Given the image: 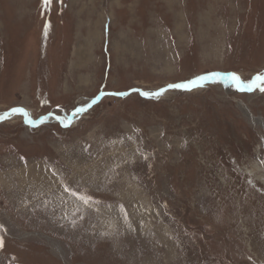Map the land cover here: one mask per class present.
Masks as SVG:
<instances>
[{
  "label": "rangeland",
  "instance_id": "rangeland-1",
  "mask_svg": "<svg viewBox=\"0 0 264 264\" xmlns=\"http://www.w3.org/2000/svg\"><path fill=\"white\" fill-rule=\"evenodd\" d=\"M213 72L264 74V0H0V113L101 96L0 121V264H264V83L134 90Z\"/></svg>",
  "mask_w": 264,
  "mask_h": 264
},
{
  "label": "water",
  "instance_id": "water-1",
  "mask_svg": "<svg viewBox=\"0 0 264 264\" xmlns=\"http://www.w3.org/2000/svg\"><path fill=\"white\" fill-rule=\"evenodd\" d=\"M222 74H225V75H227L228 73H220V72H213V73H209V74H205V75H203V76H200V77H197V78H195V79H193V80H195V84H189L188 82L189 81H187V82H180V83H175V84H185V85H187L186 87H184V88H169L168 87V85L167 86H165V87H163V88H161V89H159V90H157V91H154V92H144V91H142L141 89H137V88H135L134 90L135 91H137L139 94H140V96H142V97H146V98H153V97H156V95L158 94V93H163V92H166L167 90H169V89H190V88H192V87H195V86H197V85H199L200 84V80H203V79H208V78H213V77H216V76H220V75H222ZM256 76V75H255ZM203 78V79H200V78ZM193 80H190V81H193ZM225 80H229L228 78H226ZM229 81H231V80H229ZM232 82V81H231ZM234 84V83H233ZM244 86L243 87H241L242 89H240V90H249V83L248 84H243ZM255 86H252L251 87V89L252 88H254ZM131 90H129V91H127V92H124V93H112V95H116V96H124V95H126L127 93H129ZM145 93H147L148 95H145ZM100 97L101 96H97V97H95L93 100H91L90 102H89V104H87L86 106H82V107H84L85 108V110H87L88 109V107L89 106H91V104H93V103H95V102H97L99 99H100ZM14 108H21V107H14ZM11 109L12 108H10V109H8V110H6V111H3V112H1L0 113V117H2V118H0V121H2V120H6L8 117H9V115H10V113H11ZM23 109V108H22ZM84 110V111H85ZM83 111V112H84ZM5 113H7V116H4V114ZM25 113H26V111L24 110V112H22V116H23V120H25L27 123H30V124H32V125H38V124H40V123H42V122H44V119H45V117L47 116V115H45V116H41V117H39L37 120H32V118H30L28 115H25ZM72 113H76L75 112V110L72 112ZM71 113V114H72ZM80 113H82V112H80ZM80 113H78V114H80ZM70 116V115H69ZM69 116H68V118H69ZM67 118V120H66V123H60L61 125H63V126H65V125H68L69 124V119ZM29 120H31V121H29ZM29 121V122H28ZM33 121H34V123H33Z\"/></svg>",
  "mask_w": 264,
  "mask_h": 264
},
{
  "label": "bare ground",
  "instance_id": "bare-ground-1",
  "mask_svg": "<svg viewBox=\"0 0 264 264\" xmlns=\"http://www.w3.org/2000/svg\"><path fill=\"white\" fill-rule=\"evenodd\" d=\"M232 76H233V73H230V74H227V75H225V74H222V75H220V76H216V77H213V78H206V79H203V80H200L199 82H200V85L201 84H204V83H206V82H214V81H218V80H224L225 81V79L226 78H228L229 80H231L236 86H238L240 89H242L241 87H243L244 85H243V83L240 81V83L238 84L237 83V81L236 80H234V79H232ZM143 91V90H142ZM163 93H165V92H163ZM163 93H158L157 95H156V97H158L160 94H163ZM15 113H17V112H15ZM14 112H12L11 111V113H10V115L9 116H12L13 114H15ZM19 113H21L22 114V112H19ZM78 115V113H72L70 116H69V118L71 119V122H73V121H75L76 119H77V116ZM58 115H56V114H54V113H50V114H48L46 117H45V119H44V122L45 121H51V122H57V121H59V120H57L55 117H57ZM60 117H63V116H60ZM64 118H65V120H64V123H66V120H67V118L68 117H65L64 116ZM29 121H31V120H29ZM28 121V122H29ZM60 122V121H59ZM61 123V122H60ZM70 164H71V162H70ZM93 171V170H92ZM41 172V171H40ZM30 173H32V172H30V171H25V170H21L20 171V176H19V178L20 179H23L24 181H30L31 179H35V180H33V181H38V182H42V184H37V185H39V189H42V188H45L46 186H48V188H46V191L47 190H49V185L50 184H46V183H44L43 184V179L41 178V177H39V173H37V174H35V175H33V174H30ZM94 175V174H93ZM18 176V175H17ZM18 179V178H17ZM40 179H42V180H40ZM5 180V179H4ZM19 180V179H18ZM86 180V179H85ZM1 181V180H0ZM37 182V183H38ZM93 182V181H92ZM6 183L7 182H5V185H6ZM27 185V184H26ZM26 185H25V187H26ZM29 185V184H28ZM88 185H90V184H88ZM91 185H93V184H91ZM2 186V185H1ZM45 186V187H44ZM53 186V185H52ZM52 186H50L51 188H52ZM58 186V185H57ZM36 187V186H35ZM34 187V188H35ZM92 187V186H91ZM12 188H15V187H12ZM33 188V189H34ZM50 188V189H51ZM22 189V192H23V188H21ZM25 189V188H24ZM28 189V188H27ZM60 189V188H59ZM36 190V189H35ZM32 191V190H31ZM44 192H46L45 190H43ZM52 191V190H51ZM26 192V191H25ZM24 192V193H25ZM34 192V191H33ZM23 193V194H24ZM38 193V192H37ZM27 194H28V192H27ZM24 195H26V194H24ZM30 195V194H29ZM26 196H28V195H26ZM46 196H52V194H51V192H46V193H44V199H46ZM65 196V195H64ZM32 197V196H31ZM14 198V197H13ZM50 198V197H49ZM75 198V197H74ZM29 199V198H28ZM76 199V198H75ZM34 200V199H33ZM24 201V200H23ZM70 201V200H69ZM15 203V202H14ZM39 203H41L42 204V202H39ZM74 203V202H73ZM22 204H24L23 202H22ZM84 204V203H83ZM21 205V204H20ZM44 205V204H43ZM22 206V205H21ZM24 206V205H23ZM22 206V207H23ZM42 206V205H41ZM84 206V205H83ZM117 213V212H116ZM33 214V213H32ZM132 222V221H131ZM168 232V231H167ZM170 235V234H169ZM180 243V242H179ZM182 252V251H181ZM179 255V254H178ZM182 262V261H181ZM176 264V263H175Z\"/></svg>",
  "mask_w": 264,
  "mask_h": 264
},
{
  "label": "snow or ice",
  "instance_id": "snow-or-ice-1",
  "mask_svg": "<svg viewBox=\"0 0 264 264\" xmlns=\"http://www.w3.org/2000/svg\"><path fill=\"white\" fill-rule=\"evenodd\" d=\"M42 4L44 6H46V7H49L52 4V0H42ZM45 26L47 27V24ZM200 79H203V78L201 77ZM232 79L236 80L238 84L240 83V78L238 76H236L235 74H233ZM188 83L189 84H195V80L189 81ZM258 83H264V74H257L256 76H254L251 79V81L249 82V90H251L252 86H257ZM186 86L187 85H185V84H170V85H168L169 88H184ZM260 91L264 92V87H260ZM145 95H148V94L145 93ZM84 110H85L84 107H77L75 109V112L76 113H80V112H83ZM11 111L14 112V113L15 112H24V109H22V108H12ZM25 115H27V113H25ZM4 116H7V113H5ZM0 118H2V117H0ZM55 118L57 120H59L62 124L64 123V120H65L64 117L57 116ZM68 119H69V123H70L71 119L70 118H68ZM33 123H34V121H33ZM65 191L67 192L68 189L65 188ZM73 194H75V193H73ZM79 198L82 199L85 204H87L88 200L91 199L90 197H79Z\"/></svg>",
  "mask_w": 264,
  "mask_h": 264
}]
</instances>
